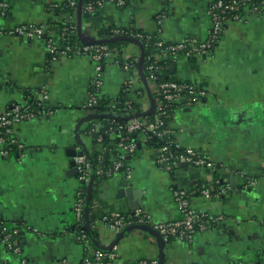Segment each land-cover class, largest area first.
<instances>
[{"label":"crops","instance_id":"crops-1","mask_svg":"<svg viewBox=\"0 0 264 264\" xmlns=\"http://www.w3.org/2000/svg\"><path fill=\"white\" fill-rule=\"evenodd\" d=\"M210 1L131 0L124 7L107 2L94 14L79 9L73 13L75 39L79 45L107 41L120 59L137 62L134 83L143 97L136 113L146 114L154 100L142 76L146 53L140 64V46L112 37L110 31L134 27L169 44L185 38L204 41L211 25ZM65 4L66 0H11L10 10L0 18V113L42 88L48 91L50 107L58 109L53 116L16 126V138L25 151L0 157V222L38 230V234L22 231L24 259L0 243V264H81L86 256L74 237V203L81 183L73 154L81 145L95 154L103 151L87 132L84 109L94 63L75 56L51 61L44 40L10 33L22 25L40 24L59 36L66 15L60 8ZM163 13L166 17L159 25L157 18ZM169 62V80L192 82L208 92L203 103L175 113L176 139L200 151L216 170L185 163L168 170L158 165L153 147L143 141L128 160L129 182L137 195L118 198L117 191L126 181L123 175L96 180L87 209L99 220L114 212L134 214L131 205L136 202L135 212L147 214L153 223L173 222L181 217L173 188L213 192L219 181L226 186L221 198L207 199L198 193L192 204L197 212L225 219L198 233L191 245L175 240L165 247L155 231L142 226L115 236L99 222L95 245H117L113 264L144 259L159 264H264V16L248 13L240 22H229L222 42L204 58L179 56ZM103 76V99L116 102L129 75L105 64ZM125 112L113 110L110 115L127 120ZM239 172L255 184L246 188Z\"/></svg>","mask_w":264,"mask_h":264},{"label":"built area","instance_id":"built-area-1","mask_svg":"<svg viewBox=\"0 0 264 264\" xmlns=\"http://www.w3.org/2000/svg\"><path fill=\"white\" fill-rule=\"evenodd\" d=\"M129 1L131 0H97L96 2L83 3V0H66V4L60 8L66 13L65 22L57 37L53 36L45 25L40 24L22 25L10 31L11 34L25 36L29 39L44 40L51 61H57L62 57H87L93 61L95 66V76L87 90L84 109L87 117H93L88 121L87 132L90 135L98 134L95 135V140L102 145L103 151L95 154L91 150L84 149L81 145L77 148L73 159L77 178L81 183V189L77 192L74 203L76 222L74 237L86 253L81 264H113L117 260V245L111 248H100L95 245L92 234L98 232L99 222L104 223L115 236L139 225L150 227L161 237L165 245H170L175 240L191 245L195 242L198 233L209 230L215 223L225 219L223 216L214 218L197 212L192 204V197L196 192L175 187L172 194L181 217L173 222L153 223L151 218L142 212L134 214L114 212L99 220H92L91 211L87 209L89 187L96 180H109L117 175H123L126 180H129L132 170L128 160L137 154L140 143L154 139L163 143L158 147H153L159 166L173 170L181 163H185L196 168L211 167L216 170V167L200 151L179 143L172 126L175 113L180 108L192 109L203 103L208 96L207 90L187 81L160 82L158 74L163 70L162 64L179 56L204 58L210 55L214 48L222 42L229 22H240L243 20L244 14L248 13H258L264 16V1L211 0L207 8L211 25L204 41L185 38L169 44L134 27L112 29L110 31L112 37L135 40L141 44L146 53L144 79L147 85H150L155 104L153 116L149 119L151 114L146 116L139 114L134 117L138 111L134 112L132 109L133 104L138 105V101L143 97L142 91L136 90L134 83L138 76L137 62L120 59L115 49L107 43L88 41L79 45L75 39L77 26L73 21V13L75 14L80 8L88 14H94L107 2L117 7H124ZM163 1L171 2L172 0ZM10 8L11 0H0V18L5 17ZM165 15L163 13L158 16L159 25L163 23ZM105 64H114L129 75L123 83L122 92L127 96V100L124 102L125 113L129 117H133L124 124L113 119V116L110 115L117 102L111 101L108 106L109 111L97 113L96 108L100 100L103 99V67ZM130 93L132 94L131 99L128 98ZM48 101V91L42 88L36 91L34 96L28 94L24 102L15 103L8 110L0 113L1 158H10L25 151L24 144L16 138V126L58 113V109L50 107ZM99 118L102 120H97ZM105 120L107 124L104 123ZM100 131H102L101 134H99ZM134 134L139 135L136 140L131 139ZM106 136L109 137V142H106ZM239 176L245 180L246 188L255 184V181L246 177L245 173L239 172ZM225 191L226 186L219 187L213 192L204 189L200 191V195L207 199H219L225 194ZM24 229L38 234V230L31 226L8 225L0 222V243L9 252L23 259L21 235ZM131 264H159V261L144 259Z\"/></svg>","mask_w":264,"mask_h":264},{"label":"trees","instance_id":"trees-1","mask_svg":"<svg viewBox=\"0 0 264 264\" xmlns=\"http://www.w3.org/2000/svg\"><path fill=\"white\" fill-rule=\"evenodd\" d=\"M96 1L97 0H83V3L96 2ZM169 63L170 62L168 61L166 64H162L163 65V70L158 74V80L160 82H162V81H168L169 80V78H167V75H168V72H169ZM145 66H146V60H145V63H144V70H145ZM128 98H130V99L132 98V94L131 93L129 94V97ZM126 100H127L126 94H124L123 92H121V94L119 95V97L116 99L117 104H116V106L114 107L113 110L114 111H125L126 106H124V102ZM111 101H114V100H112V99H101L100 102H99V104H98V106H97V108H96L97 109V113H105V112L109 111L108 106L111 103ZM132 109H133L134 112L139 111V106L137 104H133ZM151 116H153V114H151L149 116V119H151ZM113 119H116L118 122H120L122 124H124V123L127 122V120L118 119L116 117H113ZM97 120H102V118H99ZM104 123L107 124V121L105 120ZM101 133H102V131L99 132V134H101ZM94 134L96 136L98 135L96 133H94ZM138 136H139L138 134H134V135L131 136V139L132 140H136L138 138ZM105 139H106V142H107L109 140V137L106 136ZM149 144L152 147H158V146H160L163 143L161 141L157 140V139H154V140L149 141ZM217 186L218 187H224L225 184L218 181L217 182ZM195 192H196V194H198V193L200 194V191H195ZM91 219L94 220L93 218H91ZM92 235H93V238L95 239L97 237V232H94Z\"/></svg>","mask_w":264,"mask_h":264},{"label":"water","instance_id":"water-1","mask_svg":"<svg viewBox=\"0 0 264 264\" xmlns=\"http://www.w3.org/2000/svg\"><path fill=\"white\" fill-rule=\"evenodd\" d=\"M81 9V8H80ZM117 39H119V40H124V41H130V42H133V43H135V44H137L138 46H140V48H141V50H142V52H143V55H142V57H141V62H140V64H142L143 63V61H144V57H145V52H144V50L142 49V46H141V44L139 43V42H137V41H135V40H130V39H128V38H117ZM100 43H107V41H100ZM142 72V71H141ZM142 76H144L143 75V72H142ZM154 107H155V104H154V101L152 100V108H151V110L148 112V113H146V114H141V116H146V115H150V114H152L153 113V110H154ZM139 114H136L134 117H136V116H138ZM96 117H98V116H96ZM114 117V116H113ZM133 116H130V118L129 119H131ZM91 119H93V117H87V121H89V120H91ZM129 119H127V120H129ZM74 156L76 155V151L74 152V154H73ZM74 166H75V164H74ZM92 186H93V183L92 184H90V190H89V200H90V195H91V192H92ZM231 186H232V188H236L237 187V185H236V182H235V180H234V175L232 176V179H231ZM132 195H133V197H134V195H137V194H134V192H133V190H132V188H131V183L129 182V180H126V181H124L123 182V184L120 186V188L118 189V191H117V196H118V198H125V197H128L129 199H131L132 198ZM89 200H88V202H89ZM135 204L134 205H136V206H134V205H131V207H132V209H133V211H134V213H135V211L138 209V205L136 204V202H134ZM143 229H146V230H148V231H150L151 230V228L150 227H143ZM155 235L156 236H158L157 235V233H155ZM159 238L161 239V237L159 236ZM161 241H162V239H161ZM161 246H164L165 247V244L163 243V241L161 242ZM114 246V245H113ZM112 247V246H111ZM110 247V248H111ZM161 263V262H160Z\"/></svg>","mask_w":264,"mask_h":264}]
</instances>
